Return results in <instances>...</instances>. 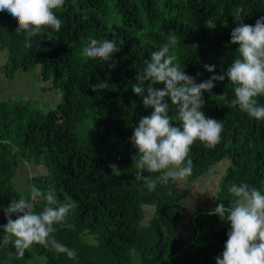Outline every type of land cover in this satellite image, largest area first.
<instances>
[{
  "label": "trees",
  "instance_id": "16d2710c",
  "mask_svg": "<svg viewBox=\"0 0 264 264\" xmlns=\"http://www.w3.org/2000/svg\"><path fill=\"white\" fill-rule=\"evenodd\" d=\"M238 9L243 22L254 25L264 16V0H64L55 10L62 21L60 31L42 28L29 38L30 48L25 46L26 33L17 32L13 17L0 11V53L8 52L3 68L7 78L41 67L43 79H54L64 93L63 104L48 113L29 103L0 100V224L7 222L3 209L12 199L33 200L37 212L69 203L70 211L63 223L55 225L53 235L74 249L76 258L33 244L45 264H134L135 251L140 255L137 264H216L230 223L209 214L212 210H201L188 220L195 228L193 236L181 237L178 230L187 215L183 205L187 193H180L178 182L157 184L150 191L135 178L137 170L124 149L81 144L75 129L93 119L101 136L117 132L131 141L140 118L153 111L131 85L138 68L167 42L169 34L179 40L171 50L175 63L196 82L223 74L238 55L239 45L230 42ZM89 36L114 40L120 51L107 62L85 59L81 50ZM205 64L215 65L214 73L206 71ZM101 81L108 87L93 91L91 85ZM214 85L211 94L203 93L202 111L223 123L222 139L214 148L199 141L191 146L193 169L187 179L191 185L230 160L213 199L216 207L227 206L232 199L227 191L231 183L244 182L264 192V120L230 106L235 85L227 78ZM165 99L169 115L175 117L176 106ZM257 100L264 105V96ZM178 123L173 121L174 126ZM109 163L118 165L120 176L112 174ZM25 164L48 169L31 181L26 194L14 185L17 171ZM34 188L54 193L55 203L35 198ZM146 206L153 211L150 221H146ZM85 236L88 241L95 239V244ZM14 251L11 246L0 247V264H34L30 250L22 258Z\"/></svg>",
  "mask_w": 264,
  "mask_h": 264
},
{
  "label": "clouds",
  "instance_id": "9594fccd",
  "mask_svg": "<svg viewBox=\"0 0 264 264\" xmlns=\"http://www.w3.org/2000/svg\"><path fill=\"white\" fill-rule=\"evenodd\" d=\"M63 4L64 0H0V11L13 17L18 25L17 32L26 33L25 46L30 48L29 38L38 35L42 28L60 31L62 21L55 10ZM233 20L237 26L230 33V42L239 45L238 55L223 74L214 73L215 65L205 64V70L214 74L196 82L195 77L175 63L177 57L171 51L179 42L175 34H169L167 42L153 51L150 59L137 70L132 91L142 97L146 108L153 111L141 117L134 128L130 139L137 153L131 159L137 170L135 178L142 180L150 191L155 190L157 184L167 185L170 180H183L191 175L193 161L189 153L196 141L206 148H214L221 142L223 123L202 111L203 93H212L214 81L223 82L226 78L231 81L235 88L230 106H238L251 118L264 120V105L257 100L264 96V16L254 25L246 24L238 9ZM119 51L114 40L89 36L81 55L85 59L99 58L107 62ZM111 66L115 67V62ZM158 84H163V88L156 87ZM107 87L106 81L91 85L93 91ZM166 97L176 106L175 117L169 115ZM173 121H178V126H174ZM108 167L114 176L121 175L117 164L109 163ZM152 173L158 175L153 177ZM227 191L232 197L227 206L219 203L209 213L230 223L223 251L215 257L216 264H264V192L244 182L231 183ZM33 193L34 197L46 200L48 205L55 203L54 193L43 194L35 188ZM70 208L71 205L65 203L57 207L46 206L37 212L33 200L12 199L3 209L7 222L0 224L3 229L0 247L11 246L16 257L22 258L33 244H39L75 259V250L58 242L53 235L55 225L65 221Z\"/></svg>",
  "mask_w": 264,
  "mask_h": 264
},
{
  "label": "rangeland",
  "instance_id": "374dc122",
  "mask_svg": "<svg viewBox=\"0 0 264 264\" xmlns=\"http://www.w3.org/2000/svg\"><path fill=\"white\" fill-rule=\"evenodd\" d=\"M8 60V52L0 53V100L12 101V103L25 102L31 104L33 108L40 109L44 113L51 110H56L64 102V93L61 87L56 85L54 79L46 82L42 76V68L38 67L31 72H19L13 80L7 78L3 68ZM75 131L79 135L80 143L98 144L103 148L112 149L114 147L122 148L131 157L137 153V149L133 146L132 142L127 140L119 133H113L106 137L98 133L93 119H88L83 123L76 126ZM219 169L212 171L193 184H188L187 177L183 180H177L179 191L183 194L187 193V199L183 200V205L187 208L186 218L179 224V235L181 237L193 236L194 226H189L188 220L200 212L201 210H213L215 208L214 197L220 190L222 175L226 174L231 166L230 160H225L219 163ZM223 169V170H222ZM48 169L46 166H35L33 164H25L17 171L14 185L16 190L26 194L30 190V183L34 178L46 175ZM27 191V192H26ZM26 192V193H25ZM37 198V197H35ZM146 206L145 213L147 214L146 221H150L153 217L152 208ZM90 244H95L92 239ZM31 252V261L34 264H45V257L35 252L34 247L29 249ZM140 263V255L134 252V264Z\"/></svg>",
  "mask_w": 264,
  "mask_h": 264
}]
</instances>
